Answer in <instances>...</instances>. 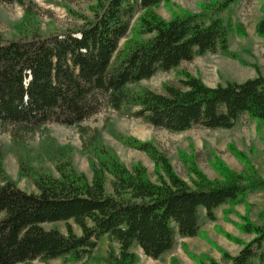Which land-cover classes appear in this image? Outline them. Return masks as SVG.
Segmentation results:
<instances>
[{"label":"trees","instance_id":"1","mask_svg":"<svg viewBox=\"0 0 264 264\" xmlns=\"http://www.w3.org/2000/svg\"><path fill=\"white\" fill-rule=\"evenodd\" d=\"M31 1L0 0L26 6L17 27L20 35L4 39L0 34V129L10 128L14 143L47 124L79 126L104 108L172 133L194 126L227 130L242 116L264 121L260 76L212 88L181 72L176 85H162V93L128 88L195 56L219 52L234 58L229 32L240 37L244 32L217 14L238 0H205L201 14L172 12L169 20L155 8L170 0H91V17L78 16L79 26L46 33L33 18ZM255 33L264 38V0ZM114 137L150 159L154 181L141 164L127 168L121 163L96 132L82 145L90 179L74 170L69 148L48 141L39 146L34 162L17 155L19 175L35 187L31 193L1 170L0 151V264L57 259L84 264L103 236L118 246L117 252L109 249L106 264H136L132 247L156 261L172 249L176 237H196L202 218L213 222L218 207L264 189L261 178L230 173L217 161L220 180L209 181L191 166L194 179L188 185L152 142ZM45 161L55 175L46 170ZM59 222L65 233L43 227ZM240 229L252 234V240L242 243L235 256L222 253L221 263L207 264L264 263V225L244 223Z\"/></svg>","mask_w":264,"mask_h":264},{"label":"rangeland","instance_id":"2","mask_svg":"<svg viewBox=\"0 0 264 264\" xmlns=\"http://www.w3.org/2000/svg\"><path fill=\"white\" fill-rule=\"evenodd\" d=\"M204 3L205 0H170L168 4L156 7L155 12L163 19L169 20L172 12L201 14ZM30 4L33 18L44 33L74 29L80 24L78 16L91 17V0H32ZM25 7L18 4H0V34L4 39L20 35L17 27ZM262 9L263 0H238L217 14L225 24L240 25L244 32V37H240L235 31L229 32L228 50L234 58L219 52L195 56L190 62H182L174 70L157 72L150 79L128 88L133 91L147 89L162 93V85H176L181 78V72L199 78L204 85L212 88L228 83L240 84L259 76L264 78V38L255 33ZM10 131V128L0 129L1 170L19 189L27 193L36 190L29 178L19 175L17 155L23 156L26 162H34L39 146L48 141L53 146L69 148L74 170L90 179V160L82 145L94 132L99 134L103 144L112 149L121 163L127 168L133 164H141L152 181L153 164L150 159L144 153L122 145L115 135L152 142L166 156L173 171L188 185H191L190 180L194 179L190 172L191 166L209 181L220 180L218 169L214 167L216 161L230 173L248 177L255 175L264 180V121L255 122L246 116H242L227 130L194 126L185 132L172 133L154 128L141 119L120 116L104 108L79 126L47 124L33 137L22 140L23 142L14 143ZM44 167L55 175L49 162L45 161ZM214 214L213 222L202 218L196 237H176L172 249L156 261L145 257L137 247H132L131 251L138 257L136 264H207L210 261L221 263L222 253L235 256L240 251L241 244L253 238L252 234L244 233L240 227L244 223L264 225V189L248 191L240 203L220 206ZM70 224L72 225L71 222ZM43 227L55 228L65 233L63 222ZM72 227L74 232L79 234V230L74 225ZM111 247L117 252V244L103 236L96 242L92 256L84 259L83 263L106 264L104 260ZM28 264H61V260L47 263L33 261Z\"/></svg>","mask_w":264,"mask_h":264},{"label":"crops","instance_id":"3","mask_svg":"<svg viewBox=\"0 0 264 264\" xmlns=\"http://www.w3.org/2000/svg\"><path fill=\"white\" fill-rule=\"evenodd\" d=\"M183 239V238H182Z\"/></svg>","mask_w":264,"mask_h":264}]
</instances>
